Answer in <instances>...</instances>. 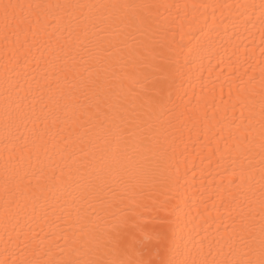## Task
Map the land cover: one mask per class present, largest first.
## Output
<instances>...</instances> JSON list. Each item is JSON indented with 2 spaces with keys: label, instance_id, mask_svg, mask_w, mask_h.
Wrapping results in <instances>:
<instances>
[{
  "label": "snow or ice",
  "instance_id": "1",
  "mask_svg": "<svg viewBox=\"0 0 264 264\" xmlns=\"http://www.w3.org/2000/svg\"><path fill=\"white\" fill-rule=\"evenodd\" d=\"M158 7L104 0L54 4L0 0L5 43L13 36L17 42L23 37V71L18 70L19 60L5 66V130L20 122L43 120L45 130L41 131L36 124L33 134L40 142L37 147H43V155L50 162L48 167L57 164V155L72 159L67 172L61 167L60 175L55 176L53 169L54 182L50 194L42 193L43 204L40 198L23 204L17 200V195H23L28 187L23 182L29 179V172L22 166L16 167L15 157L5 162V230L15 222L12 231L17 233L16 247L25 257L13 259L11 264H264V70L258 88L254 85L255 76L242 80L238 86L232 107L240 109V123L235 125L234 133L230 132L234 139H239L237 133L251 136L249 128L258 106L259 161L250 146L238 148L232 164L239 162L238 168H233L239 184L227 202L229 223L212 236H201L197 225L189 230L185 242L184 229L191 221L186 220L169 195L178 191L180 178L172 174L170 145L163 135L173 114L166 107L165 94L171 98V86L184 75L185 65L194 57L202 58L207 51L206 44L195 37V44L191 39L182 42L185 27L199 26L201 33L206 29L213 31L215 9L219 6L192 5L196 12L212 8L211 22L207 16L203 20L196 15L189 19L186 13L187 24L182 20L179 25V42L174 28L154 26L152 12ZM239 7L245 9L241 15L247 14L246 26L255 27L258 23L264 37V0L259 5ZM171 23L175 25V20ZM137 34L144 38L139 39ZM129 38L138 42L142 52L129 51L126 57ZM135 55L143 59L134 64ZM144 62L151 69L148 73L140 71ZM244 75H248L247 71ZM77 92H91L95 102L79 105V115L69 104L49 111L46 100L58 97L59 105ZM60 111L65 114L64 123L71 122L67 129L69 142L63 136L65 129L45 139L50 131L47 121L52 117L53 123L60 120ZM246 143L250 145L252 141ZM257 164L258 188L252 182ZM123 171L129 172V179L121 181L122 187H112L113 173ZM105 189L111 192L110 199L101 195ZM129 193L150 202L155 213L151 217L152 227L111 213L114 202L123 203ZM81 202L92 211L89 213ZM57 207L61 210L59 215ZM50 217L55 220L49 222ZM22 219L39 224L40 231L30 226L24 232L20 227ZM98 221L104 225L100 230ZM45 227L52 230L45 231ZM172 245L175 254L170 259L146 258L154 248L164 250ZM7 252L6 248L0 264H9Z\"/></svg>",
  "mask_w": 264,
  "mask_h": 264
},
{
  "label": "bare ground",
  "instance_id": "2",
  "mask_svg": "<svg viewBox=\"0 0 264 264\" xmlns=\"http://www.w3.org/2000/svg\"><path fill=\"white\" fill-rule=\"evenodd\" d=\"M13 2H17V0H13ZM18 2L54 4L77 2V0H18ZM79 2L96 3L100 0H79ZM104 2L159 6L152 12L154 26L158 25L162 29L174 28L176 31L175 38L178 42L181 41L179 25L182 20L185 21V25L187 24L186 13L189 19L193 15L200 16L201 20L207 16L211 22L212 8H200L196 12L192 9V5L219 6L215 9L213 31L208 32L206 29L204 33H201L199 26L185 27L186 35L182 42L186 43L191 39L192 44H195L196 39H193L195 37L206 44L207 51L202 58L194 57L191 63L185 65L184 75L171 86V98L168 99L167 93L165 94L166 107L172 109L173 114L168 118L171 119V125L166 124L163 132V135L167 137V144L170 145L169 156L172 174L174 177L180 178L178 191L169 195L172 197L173 204L179 206L186 220L191 221L188 228L184 229L185 242L188 239L189 230L196 228L197 225H199L198 230L201 236L205 234L215 235L218 228L223 231L225 225L229 223L227 220V202L230 199V194L237 190V184H239V176L233 171L234 167L238 168L239 162L235 166L232 164V160L238 154V148L244 149L250 146L256 156V161H259L258 121L260 117L258 106L255 121L249 128V131H252L251 136L246 137L237 133L239 139H234L230 132L234 133L236 131L235 125L240 123V109H233L232 107L237 100L238 86L242 80L247 81L249 77L255 76L254 85L258 88L261 71L264 70V52H262L264 37L261 35L259 24L257 23L255 27L251 24L246 26L247 14L241 15L245 9L239 6L259 5L261 0H104ZM185 6L188 7L185 8ZM248 11L251 12V9ZM256 15H259V9L256 10ZM177 17L179 18L177 19ZM173 20H175V25L171 23ZM137 36L139 39L144 38L139 34ZM22 42L23 37L17 42L13 36L10 42L6 44L3 27L0 24V260L5 258V249L7 248L9 264L13 259L21 260L25 257L16 247L17 233L12 231L15 222L9 224L8 230H5L3 194L5 162L15 157L16 167L22 166L29 172V179L23 182L28 187L24 189L23 195H17V200L21 204L37 198H40V203L43 204L42 193L48 192L50 194L54 182L53 175L59 176L61 167L67 172L69 166L72 165V159L57 155L55 157L57 164L48 167L50 162L43 155V147H37L40 142L36 141L33 134L36 124H39L41 131L45 130L43 120L20 122L10 126L7 132L5 130L2 94L5 66H11L19 60L18 70L23 71V50L20 48ZM129 51L142 52L138 42L132 38H129L126 45V57ZM36 55L39 54L36 53ZM132 59L135 64L136 60H141L143 57L135 55ZM181 62L183 63V61ZM139 67L142 73L151 71L147 62ZM246 71L247 76L244 75ZM57 99L58 97H53L51 100H46L49 111H56L64 104H69L73 106L72 111L79 115V105L95 102L91 92H88L87 95L74 93L72 97L61 100L59 105H57ZM39 108L40 105L37 104L38 113ZM30 109L31 104H29ZM58 115L61 119L56 120L55 123H53L55 117L47 121L50 131L45 139H50L54 133L60 129H65L63 136L65 142H69L67 129L71 122L64 123V112L60 111ZM68 115H71V111ZM244 123L247 125L246 119ZM83 131L84 129H80V132ZM56 139L59 140L60 137L57 136ZM72 139L75 140L76 137L73 136ZM246 141H252V143L248 145ZM63 155L67 156V154ZM42 168L43 171H41ZM53 169H55L54 174ZM259 177L257 164L255 179L252 181L257 188L259 187ZM128 179L129 172L123 171L113 173L110 182L112 187H122L121 181ZM234 180L236 181L235 184L233 183ZM101 195L105 199L111 198V192L107 189ZM81 203L84 208L88 209L89 213L92 211L87 203ZM144 205L148 206L145 207ZM110 211L118 218L126 216L136 223L147 224L149 227H152L151 217L155 215L151 210L149 201L133 197L131 193L123 203L115 201ZM56 212L59 215L61 210L57 207ZM51 220H55V217H50L49 222ZM97 223V230L102 229L103 222L98 221ZM40 224H43V221H40ZM30 226L40 231L39 224L30 220H21L20 227L23 228L24 232H27ZM205 229L208 230L207 233H205ZM50 230L52 229L45 227V231ZM41 235L43 236L44 233L42 232ZM192 235L195 236V231L192 232ZM23 238V233H21L20 239ZM174 250L175 245L164 250L154 248L151 255L146 258L156 261L170 259L175 254ZM250 258L254 259L255 257Z\"/></svg>",
  "mask_w": 264,
  "mask_h": 264
}]
</instances>
